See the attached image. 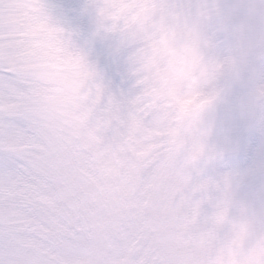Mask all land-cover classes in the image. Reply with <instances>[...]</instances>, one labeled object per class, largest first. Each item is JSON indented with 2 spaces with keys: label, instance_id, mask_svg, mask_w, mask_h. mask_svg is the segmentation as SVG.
<instances>
[{
  "label": "snow or ice",
  "instance_id": "1",
  "mask_svg": "<svg viewBox=\"0 0 264 264\" xmlns=\"http://www.w3.org/2000/svg\"><path fill=\"white\" fill-rule=\"evenodd\" d=\"M219 0H0V264H264V73L222 106Z\"/></svg>",
  "mask_w": 264,
  "mask_h": 264
},
{
  "label": "clouds",
  "instance_id": "2",
  "mask_svg": "<svg viewBox=\"0 0 264 264\" xmlns=\"http://www.w3.org/2000/svg\"><path fill=\"white\" fill-rule=\"evenodd\" d=\"M226 11V28L214 49L219 65L215 87L218 102L229 108L243 107L252 89L236 91L233 83L238 74L253 85L264 73V0H219Z\"/></svg>",
  "mask_w": 264,
  "mask_h": 264
}]
</instances>
